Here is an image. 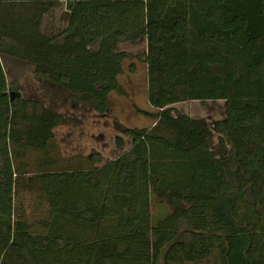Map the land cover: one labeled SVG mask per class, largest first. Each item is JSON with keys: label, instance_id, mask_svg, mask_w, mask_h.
Masks as SVG:
<instances>
[{"label": "trees", "instance_id": "trees-1", "mask_svg": "<svg viewBox=\"0 0 264 264\" xmlns=\"http://www.w3.org/2000/svg\"><path fill=\"white\" fill-rule=\"evenodd\" d=\"M62 5L61 29L44 33ZM139 42L141 55L121 49ZM2 58L100 116L133 59L156 113L136 111L154 122L124 129L111 161H64L61 115L10 85ZM219 101L209 125L172 107ZM29 174L52 215L45 234L13 219ZM152 199L169 208L155 220ZM0 264H264V0H0Z\"/></svg>", "mask_w": 264, "mask_h": 264}, {"label": "rangeland", "instance_id": "rangeland-1", "mask_svg": "<svg viewBox=\"0 0 264 264\" xmlns=\"http://www.w3.org/2000/svg\"><path fill=\"white\" fill-rule=\"evenodd\" d=\"M64 4V3H63ZM65 5L49 12L43 19L44 33L57 32L62 25L60 13ZM121 49L131 57L141 55L145 51V43H124ZM6 79L10 85L17 87L25 98L38 101L48 109L59 113L61 124L54 130L60 159L75 162L78 158L99 155L104 162L113 160L121 153L115 138L122 136L126 128H149L154 118L139 115L136 108L155 114L147 100V76L142 63L128 60L125 71L119 82L125 95H110L108 112L100 116L88 107L75 104L69 94L59 87L37 80L33 75V67L18 60L2 58ZM135 65V71H129V65ZM174 114L198 119L211 124L224 116L223 102H185L172 106ZM129 141L126 140V150ZM68 160V161H69ZM64 163V162H63ZM169 208L156 199H152L150 219L163 217ZM51 212L39 181L34 174L21 176L14 185L13 219L25 222L33 234H45L51 220Z\"/></svg>", "mask_w": 264, "mask_h": 264}, {"label": "water", "instance_id": "water-1", "mask_svg": "<svg viewBox=\"0 0 264 264\" xmlns=\"http://www.w3.org/2000/svg\"><path fill=\"white\" fill-rule=\"evenodd\" d=\"M5 95H8L10 98V101H13L15 99V97L19 96V93L15 92V91H10L8 93H5Z\"/></svg>", "mask_w": 264, "mask_h": 264}]
</instances>
